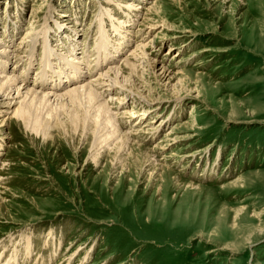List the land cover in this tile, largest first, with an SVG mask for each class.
Instances as JSON below:
<instances>
[{
	"label": "rangeland",
	"instance_id": "374dc122",
	"mask_svg": "<svg viewBox=\"0 0 264 264\" xmlns=\"http://www.w3.org/2000/svg\"><path fill=\"white\" fill-rule=\"evenodd\" d=\"M119 1L157 2L148 19L162 27L146 35L145 12L136 18L131 12L128 46L101 72L109 63L124 71L129 50L149 44L124 86L153 100L156 112L141 125L154 121L159 133L130 142L120 136L99 149L103 126L86 104L66 102L27 126L12 112L1 114L0 264H264V0ZM117 5L0 0V47L9 42L15 52L26 32V43L35 35L41 40L32 65L13 61L6 71L28 73L29 89L64 93L66 85L55 89L50 82L43 90L41 79L34 80L45 30L53 36L55 22L61 28L56 50L72 30L78 57L93 54L92 69L101 13L110 15L101 17L110 45L113 25H129L122 12L129 10ZM96 73L88 71L87 79ZM124 96L101 98L118 124L140 107ZM125 124L115 127L128 132ZM157 145L168 147L155 151Z\"/></svg>",
	"mask_w": 264,
	"mask_h": 264
},
{
	"label": "bare ground",
	"instance_id": "6f19581e",
	"mask_svg": "<svg viewBox=\"0 0 264 264\" xmlns=\"http://www.w3.org/2000/svg\"><path fill=\"white\" fill-rule=\"evenodd\" d=\"M107 1H110L113 3L115 2V4H118L119 6H121L122 9H127V11L129 10V12H127L128 14L124 12V10L123 11L121 10L123 14L125 15L124 22L125 23L127 22L126 24H129L132 21V19H130V18H133V17H130L131 12H134L135 18H136V15H138V12L140 10H143L145 13H144L142 22L144 25H148L144 28L146 31V35L151 34L152 31L154 32L156 28L158 29L162 27V25L159 24L160 25L159 26L158 23L154 25L153 24L151 25L149 23L150 20L148 19V17H150L154 13H157L156 10L158 9V7L156 6L158 5H157V2L155 1H152V3L148 4L145 7L140 6L139 3L137 2H134V4H127V3L124 4V3H120L119 0L117 1L107 0ZM104 16L110 17L108 13L103 12L101 13L100 18L98 19V22H97L98 30L96 29L97 36H96V40L93 43L94 45H92L93 47H91V48H94L95 46V49H94L95 50V60L93 61L95 63L92 69H90V63H88L89 62L88 56L90 55L91 57L93 56V54L88 55V52H87L86 57L81 56V54H80V57H78L79 55L76 52L79 49V47H78L77 42H75L74 40L76 35L72 34V30L70 31V29H67L71 33L67 35V40H65L66 47L63 45L62 40H60L61 47H63V50H59V49L56 50V42L54 40V36L56 35L54 34L56 33L57 30H61V28L57 25V23L55 22L56 31L53 34V36L51 35L52 33H49L48 35L46 33L48 31L45 30V34H43L44 36L42 37V46H41V48L43 49V52H42L43 55L41 56L42 62L40 64V66L42 67V70H41V73L39 72L40 76L34 80H36L37 82V80L41 79V83L43 84L39 83L40 84L39 87H42V88H43V85L45 86V84H48L50 82L55 87V89L63 88L66 85L63 89V91H65L64 93L57 94V92L56 93H50V92H45V91L39 92V91H36L35 89H29L27 87V83L29 79L28 73L25 72L23 77H21L20 75H19L20 77H18L12 71H10L12 69H9L10 72L6 71V68H8V65L10 64V62H13V61L18 64V62H20L21 60H24V63L27 62L29 65H32L33 63L32 58H34L33 57L34 48L36 47L38 41H41L40 39L37 40V35L34 36L35 37L34 42L27 41L28 43H26V40L27 38H29V35L31 33L29 32L24 33V35H22V38L19 42V47L17 48V50H15V52L12 51L14 52L13 54L8 49L9 42H6L5 45H2L0 47V71H1L0 73V117L2 116L1 114L7 115L12 112L13 117L15 119L23 123L24 126H27L26 124H28V122L33 123L35 121H39L44 113L49 114L50 112L52 113V112L59 111L61 108L66 106V102L70 103L71 105L76 104L78 106L79 105L83 106L84 104H86L88 106H91V109L94 110L93 112L94 117L95 118L97 117V120L99 119L101 121L99 125L101 124L103 126L101 129L97 131V139H96L97 141H96L95 147H98L99 149H102L104 147H110L111 141L117 142L120 136H125L126 139H128L129 141V139H131V136H138L140 134L144 135L148 133L147 135L150 136V139L154 138V136H156L159 133L160 127L158 125L154 126L155 124L154 121H147V123H145L143 126L141 125L143 124V122H141L142 120L147 119L148 117H150L151 114L156 112V107L155 108L153 107V103H152L153 100H148L138 95L134 96L132 95L133 93L131 94L130 93L131 91L130 92L127 91L124 86V84H127L128 79L132 75H134V73L138 69L136 65V61H138L139 59L138 57L140 55V53L138 54V52H141V54L144 55L143 50L149 49L148 48L149 44H146V43L144 44L145 41L139 44L134 43L138 46L136 49H132L131 51L129 50V55L124 58V61H123V67H125L124 71H123V68H119L118 65H115L114 63H109L108 65L109 68L105 72H101L102 65L104 63H107L106 61L113 59V57H115L114 53L115 55H120L121 51L124 50V47L128 46L127 45L128 42L125 40L127 37L124 35V32H126L127 31L126 29L131 25V24L129 25L119 24L121 26V27L119 26V28L113 25L116 35H114V37L112 38L113 40L111 39L113 42L110 45V41H109L110 39L108 36L109 31L105 30V26L102 25L103 23H102L101 17H104ZM31 18L34 19L35 17L32 15ZM113 22H114V19L112 21V18H111V24H114ZM100 23L101 25H99ZM15 26L16 27L14 28H18L17 24H15ZM31 26H33V24ZM33 29L35 28L33 27ZM33 29L31 28L30 30H33ZM9 30H10V27L7 28L6 36L10 37L13 34L10 35ZM65 33H68V32H65ZM61 34H64V32L62 31ZM50 36L53 37L52 39L54 40L55 45L52 44L48 40ZM57 51L58 52L60 51V52L56 53ZM22 56L24 57L20 58ZM84 60L85 61L87 60L85 64H84ZM100 68L101 70H99ZM94 69L95 71H97V73L100 72L99 75L94 79H93L94 76L90 79H87L89 78L88 71L91 72ZM161 69L165 71L163 66ZM86 70H87V73H86ZM122 92L125 95L124 98L129 99L130 101L132 100L131 103L133 105L140 106L138 107L135 113L132 112L133 115L131 114V112H128L125 115L127 116L129 115V116L125 118L124 120L121 119L122 122L126 120L125 125L127 126V129H128V132H123V133L119 132V130L116 128L118 125H121L122 123L121 122L120 124H118L116 122V120H118L117 113L112 112L109 103H107L104 100H101L103 96L121 95ZM113 100L116 101L117 105H121L123 99L114 98ZM117 105L115 108L119 109ZM123 105L124 104H122V106ZM15 107H17V109ZM104 120L105 121L107 120L106 123ZM3 122H4V119L3 120L1 119L0 123H3ZM103 123H105L106 126H104ZM131 123L133 125H131ZM167 135H168L167 138L170 139V136L173 135V133L170 132ZM169 139H167L166 142H170ZM114 144L116 145L117 143H114ZM126 145L127 144H125L124 146ZM160 147L161 145L154 146V150L164 152L165 151L164 149L168 146H164L161 148ZM123 152L121 151L120 153L122 154Z\"/></svg>",
	"mask_w": 264,
	"mask_h": 264
}]
</instances>
